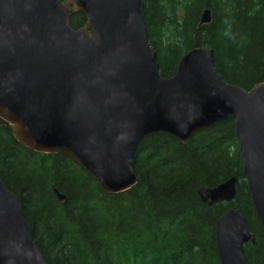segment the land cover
<instances>
[{
  "label": "water",
  "instance_id": "95a60500",
  "mask_svg": "<svg viewBox=\"0 0 264 264\" xmlns=\"http://www.w3.org/2000/svg\"><path fill=\"white\" fill-rule=\"evenodd\" d=\"M75 13L85 16L77 30ZM200 22H211L210 11ZM228 118L264 234V83L249 91L226 84L203 48L162 78L139 0H0V120L26 150L73 160L103 193L136 185L133 160L145 138L164 134L185 145ZM235 185L232 178L197 196L209 208L231 204ZM214 237L220 264H247L243 248L257 242L233 208L216 220ZM0 264H46L1 181Z\"/></svg>",
  "mask_w": 264,
  "mask_h": 264
},
{
  "label": "trees",
  "instance_id": "16d2710c",
  "mask_svg": "<svg viewBox=\"0 0 264 264\" xmlns=\"http://www.w3.org/2000/svg\"><path fill=\"white\" fill-rule=\"evenodd\" d=\"M63 1V0H61ZM159 75L172 78L181 57L203 48L220 78L249 91L264 83V0H139ZM208 10L211 22L201 25ZM70 27H83L75 13ZM136 185L103 193L63 155H41L18 144L0 120V181L19 201L32 241L46 264H220L214 224L230 208L243 215L256 245L243 248L247 264H264V234L256 217L234 120L195 133L185 145L157 134L145 138L133 160ZM236 179L235 199L213 208L197 196ZM56 190L65 197L59 202Z\"/></svg>",
  "mask_w": 264,
  "mask_h": 264
},
{
  "label": "rangeland",
  "instance_id": "374dc122",
  "mask_svg": "<svg viewBox=\"0 0 264 264\" xmlns=\"http://www.w3.org/2000/svg\"><path fill=\"white\" fill-rule=\"evenodd\" d=\"M121 263L122 264H138L136 259H134L133 257H129V256L122 257Z\"/></svg>",
  "mask_w": 264,
  "mask_h": 264
}]
</instances>
